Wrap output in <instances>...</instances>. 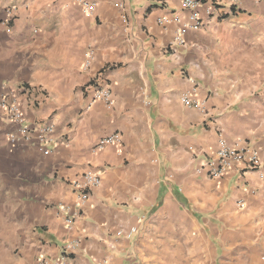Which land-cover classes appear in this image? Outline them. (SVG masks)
Instances as JSON below:
<instances>
[{"label": "crops", "instance_id": "1", "mask_svg": "<svg viewBox=\"0 0 264 264\" xmlns=\"http://www.w3.org/2000/svg\"><path fill=\"white\" fill-rule=\"evenodd\" d=\"M86 1L91 16L0 0V96L31 86L27 122L55 131L44 155L11 147L0 120V264H264V177L247 159L221 179L203 168L225 141L264 171V0H201L183 46L159 19L190 23L185 0ZM102 87L112 106L89 108ZM114 134L121 146L93 152ZM89 172L102 184L79 207L70 184Z\"/></svg>", "mask_w": 264, "mask_h": 264}, {"label": "built area", "instance_id": "2", "mask_svg": "<svg viewBox=\"0 0 264 264\" xmlns=\"http://www.w3.org/2000/svg\"><path fill=\"white\" fill-rule=\"evenodd\" d=\"M83 12L91 16L96 10V4L90 3L86 0H76ZM201 0H185L183 7L190 13V23H184L178 15L172 17L164 16L159 19L161 25H167L170 22H176L180 25V29L175 37V45L183 46L185 44V35L190 28L199 29L203 26V22L199 17L198 10L201 7ZM121 9H124L122 4L118 5ZM8 19L5 21L6 29L9 31L11 28V21L14 17V10L9 9ZM93 58V52L89 53L85 63L84 69H88L91 65V59ZM38 94L37 90L32 89L31 86L22 85L16 88H7V91L0 96V120H6L13 130L8 133L7 140L11 147H19L26 145H33L36 143L39 150L44 155H50L52 152L49 148V144L54 136V128L52 125L41 124L39 126L32 125L27 122L24 116L22 104L23 100H33L35 95ZM104 102L108 107L113 104V94L109 87H102L97 89L90 100L89 108L92 104L97 102ZM183 105L193 107L199 110L204 108V103L192 100L188 95H184L181 99ZM123 139L121 135L114 134L107 136L96 143L93 147L94 153L104 151L107 147L112 145L121 146ZM247 159L248 166L252 170H258L261 176L264 177V171L260 168L261 161L256 152H251L247 149L235 150L229 148L225 141H221L220 149L217 153V157L214 160L206 162L203 168L206 169L207 174L213 179H221L227 175V173L233 168L234 165L244 162ZM102 180L100 175L96 173H86L82 177L73 181L70 186L73 191L78 195L77 204L82 206L89 198L90 191L94 188L101 186ZM67 227L72 230L75 224V217L66 218ZM135 232L134 230L132 231ZM73 244H68L67 249H74ZM39 264H47V261L43 260ZM62 264V263H61ZM63 264H70L65 262Z\"/></svg>", "mask_w": 264, "mask_h": 264}, {"label": "rangeland", "instance_id": "3", "mask_svg": "<svg viewBox=\"0 0 264 264\" xmlns=\"http://www.w3.org/2000/svg\"><path fill=\"white\" fill-rule=\"evenodd\" d=\"M0 243H2V244H3V242H1V241H0Z\"/></svg>", "mask_w": 264, "mask_h": 264}]
</instances>
